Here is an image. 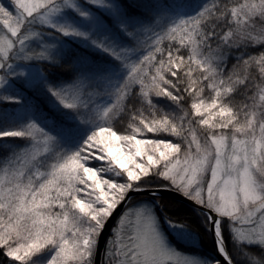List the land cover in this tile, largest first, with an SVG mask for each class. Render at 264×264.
Returning a JSON list of instances; mask_svg holds the SVG:
<instances>
[{"label": "snow or ice", "instance_id": "snow-or-ice-1", "mask_svg": "<svg viewBox=\"0 0 264 264\" xmlns=\"http://www.w3.org/2000/svg\"><path fill=\"white\" fill-rule=\"evenodd\" d=\"M0 264H264V0H0Z\"/></svg>", "mask_w": 264, "mask_h": 264}, {"label": "trees", "instance_id": "trees-1", "mask_svg": "<svg viewBox=\"0 0 264 264\" xmlns=\"http://www.w3.org/2000/svg\"><path fill=\"white\" fill-rule=\"evenodd\" d=\"M4 2L7 3L8 0H4ZM117 127H121V126H120V125H117ZM168 139H174V138L169 137ZM142 198H143V197H141V199H142ZM134 202H135V201H134ZM206 250H207V244H205V246H204L203 248L200 249L201 252L206 251Z\"/></svg>", "mask_w": 264, "mask_h": 264}, {"label": "rangeland", "instance_id": "rangeland-1", "mask_svg": "<svg viewBox=\"0 0 264 264\" xmlns=\"http://www.w3.org/2000/svg\"><path fill=\"white\" fill-rule=\"evenodd\" d=\"M147 135L151 136L152 134L149 133V134H147ZM137 159H139V158H137Z\"/></svg>", "mask_w": 264, "mask_h": 264}]
</instances>
